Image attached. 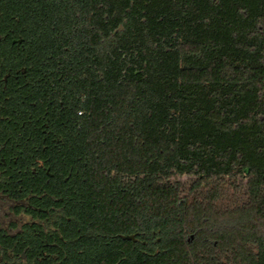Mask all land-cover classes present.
<instances>
[{
	"label": "trees",
	"instance_id": "trees-1",
	"mask_svg": "<svg viewBox=\"0 0 264 264\" xmlns=\"http://www.w3.org/2000/svg\"><path fill=\"white\" fill-rule=\"evenodd\" d=\"M22 5L84 231L155 229L158 264H264V0Z\"/></svg>",
	"mask_w": 264,
	"mask_h": 264
},
{
	"label": "flooded vegetation",
	"instance_id": "flooded-vegetation-1",
	"mask_svg": "<svg viewBox=\"0 0 264 264\" xmlns=\"http://www.w3.org/2000/svg\"><path fill=\"white\" fill-rule=\"evenodd\" d=\"M18 9L22 0H0V264H158L157 230L98 237L72 213L68 193L78 181L49 145L48 107L56 106L46 101L48 68L32 65L29 22Z\"/></svg>",
	"mask_w": 264,
	"mask_h": 264
},
{
	"label": "water",
	"instance_id": "water-1",
	"mask_svg": "<svg viewBox=\"0 0 264 264\" xmlns=\"http://www.w3.org/2000/svg\"><path fill=\"white\" fill-rule=\"evenodd\" d=\"M248 170L247 169H245V172H247ZM127 238H129V237H127Z\"/></svg>",
	"mask_w": 264,
	"mask_h": 264
},
{
	"label": "built area",
	"instance_id": "built-area-1",
	"mask_svg": "<svg viewBox=\"0 0 264 264\" xmlns=\"http://www.w3.org/2000/svg\"><path fill=\"white\" fill-rule=\"evenodd\" d=\"M78 113H81V112H78Z\"/></svg>",
	"mask_w": 264,
	"mask_h": 264
}]
</instances>
